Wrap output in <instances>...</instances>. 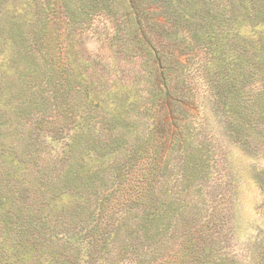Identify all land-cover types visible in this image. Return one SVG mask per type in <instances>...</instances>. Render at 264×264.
<instances>
[{"label": "trees", "instance_id": "obj_1", "mask_svg": "<svg viewBox=\"0 0 264 264\" xmlns=\"http://www.w3.org/2000/svg\"><path fill=\"white\" fill-rule=\"evenodd\" d=\"M225 140L264 147V0H0V264H264Z\"/></svg>", "mask_w": 264, "mask_h": 264}, {"label": "rangeland", "instance_id": "obj_2", "mask_svg": "<svg viewBox=\"0 0 264 264\" xmlns=\"http://www.w3.org/2000/svg\"><path fill=\"white\" fill-rule=\"evenodd\" d=\"M86 52L104 54L107 50L92 38L86 45ZM202 104L206 105L205 112L210 123L219 129L217 120L209 110L207 97L203 99ZM225 141L229 160L236 175L234 222L238 238L236 248L241 249L248 243L255 242L260 235H264V189L256 179V172L264 168V147L258 154H251L243 151L230 140Z\"/></svg>", "mask_w": 264, "mask_h": 264}]
</instances>
